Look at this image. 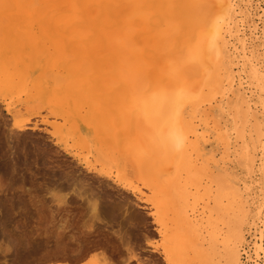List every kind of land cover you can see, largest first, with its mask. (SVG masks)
Wrapping results in <instances>:
<instances>
[{
  "label": "rangeland",
  "instance_id": "1",
  "mask_svg": "<svg viewBox=\"0 0 264 264\" xmlns=\"http://www.w3.org/2000/svg\"><path fill=\"white\" fill-rule=\"evenodd\" d=\"M0 1V264H225L222 242L227 228H222V222L226 219L221 215L218 219L215 229L219 235H207L208 188L215 189L216 173L214 179L204 176L202 185L188 189V214L204 223L202 258L194 261L190 250L188 260L179 261L173 252L181 238L172 223L174 205L167 198L169 176L157 169L165 165L161 166L159 159L153 161L161 167L145 161L136 164L149 142L145 121L64 119L59 115L40 87L63 84L67 74L59 51L65 52L62 56L67 63L74 61L77 52L68 49L70 39L53 43L42 34L34 17L38 9V4L32 6L34 0L29 4L31 18L25 26L18 11L25 1L17 5ZM251 4L257 14L256 30L249 34L246 27V37L251 48L259 49V62L264 65V0H251ZM61 46L65 49L59 50ZM48 73L52 75L48 77ZM256 84L249 94L252 110L261 117L260 138L264 142V92ZM83 104L81 115L89 111ZM238 119H234L235 130H229V154H216V159L228 165L221 178L218 174L217 182L224 183L227 176L236 179L246 188L247 202L253 205L264 182V147L253 144L255 120L249 118L246 123ZM37 141L47 146L45 151H35ZM205 149L209 154L213 150L209 143ZM93 203L95 207H91ZM96 212L101 214L96 217ZM249 222L238 250L248 247L259 264H264V240L263 252L257 250L263 239L264 212L257 224Z\"/></svg>",
  "mask_w": 264,
  "mask_h": 264
},
{
  "label": "bare ground",
  "instance_id": "2",
  "mask_svg": "<svg viewBox=\"0 0 264 264\" xmlns=\"http://www.w3.org/2000/svg\"><path fill=\"white\" fill-rule=\"evenodd\" d=\"M9 1L17 5L21 0ZM32 1L23 0L18 7L23 26L31 18ZM32 3L38 4L34 17L39 20L42 34L53 43L70 39L68 49L77 52L74 61L67 63L62 56L65 52L59 51L67 74L65 84L60 81L61 85L55 87L45 83L40 87L41 94L52 100L64 119L145 121L149 142L145 153L137 154L139 163L135 160L139 165L145 161L160 166L153 161L159 159L161 166L165 165L157 169L169 176L167 183L171 190L167 198L174 205L172 223L181 238L172 251L179 261L188 260L190 250L195 255L194 261L202 258L204 223L188 214V189L202 185L204 176L214 179L212 175L216 173L215 189L210 190L211 185L208 188L211 197L207 235L214 238L219 235L215 227L219 217H224L222 228H227V234L221 242L225 247V264H240L238 245L243 240V228L249 220L257 224L264 212V182L261 189L257 188L259 196L250 205L245 197L246 188L236 179L227 176L224 183L217 182L227 164L216 159V154L229 152V130L230 127L235 130L236 118L238 122L255 120L253 144L264 147L260 138L261 117L252 110L249 94L254 83L264 92V65L260 64L263 61L259 62V49L251 48L252 43L246 37L247 28L249 34L256 30L257 14L251 0H34ZM62 49L65 47H59ZM124 94L127 97L123 98ZM83 103L89 106L85 115L80 112ZM15 126L24 128L20 123ZM208 143L213 149L211 154L205 149ZM247 162L252 164L250 160ZM160 176L157 175V180ZM100 214L95 213L96 217ZM261 238L257 250L263 252L264 233Z\"/></svg>",
  "mask_w": 264,
  "mask_h": 264
},
{
  "label": "built area",
  "instance_id": "3",
  "mask_svg": "<svg viewBox=\"0 0 264 264\" xmlns=\"http://www.w3.org/2000/svg\"><path fill=\"white\" fill-rule=\"evenodd\" d=\"M249 252L251 251L246 246L241 249V264H255L256 262L257 264H259L260 260L256 259L255 255L252 252L249 256Z\"/></svg>",
  "mask_w": 264,
  "mask_h": 264
},
{
  "label": "snow or ice",
  "instance_id": "4",
  "mask_svg": "<svg viewBox=\"0 0 264 264\" xmlns=\"http://www.w3.org/2000/svg\"><path fill=\"white\" fill-rule=\"evenodd\" d=\"M46 147H47L46 145H44L43 143L39 141L35 142V145H34V149L37 153L45 151Z\"/></svg>",
  "mask_w": 264,
  "mask_h": 264
},
{
  "label": "crops",
  "instance_id": "5",
  "mask_svg": "<svg viewBox=\"0 0 264 264\" xmlns=\"http://www.w3.org/2000/svg\"><path fill=\"white\" fill-rule=\"evenodd\" d=\"M86 261H84V262H80V263H77V264H84ZM113 263V262H112ZM58 264H67V263H65V262H59ZM118 264H121V263H118Z\"/></svg>",
  "mask_w": 264,
  "mask_h": 264
}]
</instances>
